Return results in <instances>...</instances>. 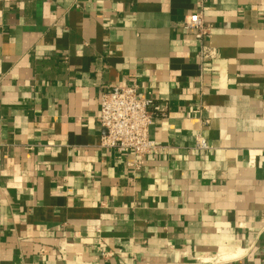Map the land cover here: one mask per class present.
<instances>
[{
    "label": "crops",
    "instance_id": "0c3cea01",
    "mask_svg": "<svg viewBox=\"0 0 264 264\" xmlns=\"http://www.w3.org/2000/svg\"><path fill=\"white\" fill-rule=\"evenodd\" d=\"M197 1L0 0V264H263L264 0L205 1V60ZM131 84L139 166L100 145Z\"/></svg>",
    "mask_w": 264,
    "mask_h": 264
},
{
    "label": "built area",
    "instance_id": "2783aa9c",
    "mask_svg": "<svg viewBox=\"0 0 264 264\" xmlns=\"http://www.w3.org/2000/svg\"><path fill=\"white\" fill-rule=\"evenodd\" d=\"M205 1L198 0L199 10L184 18V27L202 41L200 57L203 60L215 56V49L206 43L211 28L204 19ZM159 110L154 99L138 96L136 84L105 88L101 92L98 115V123L105 131L101 147L133 154L137 158L136 166L143 164L148 156L159 154L162 147L149 133ZM196 144L199 149L209 148L207 139L201 134L196 136Z\"/></svg>",
    "mask_w": 264,
    "mask_h": 264
}]
</instances>
